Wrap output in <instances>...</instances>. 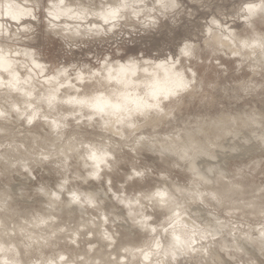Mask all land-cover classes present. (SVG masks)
Listing matches in <instances>:
<instances>
[{"label": "rangeland", "instance_id": "obj_1", "mask_svg": "<svg viewBox=\"0 0 264 264\" xmlns=\"http://www.w3.org/2000/svg\"><path fill=\"white\" fill-rule=\"evenodd\" d=\"M4 1L6 0H2L1 4H4ZM81 1L85 5L91 3L90 0H87L89 2L84 0L79 2ZM32 2L33 0L29 6L33 8ZM145 2L150 8L151 0H146ZM176 2L179 7L175 10H169L163 14L159 11L153 13V17H150L154 21L153 23L146 22L143 16L140 18L127 17L119 22L117 28L107 30L98 17L93 16V18L90 15L80 23H73L71 28L76 30V32L72 29H64L65 31L62 29L61 31L64 35L60 29L59 33H57V29L49 27L48 17L44 15L40 7L33 8L36 13L34 20L32 17L12 20L9 18L10 16L4 15L2 21L7 28L4 33L8 38V46L14 45L12 49L20 52L24 48H28L31 51L34 50L33 52L38 50L37 57H40L39 60L43 64L45 63L46 66L60 63L65 66L78 67L81 64H87L89 61L95 62L99 57L105 55H115L117 59L124 57L125 60L129 57H140L147 60H156L159 57L162 60L164 54L172 57L173 52H178V46H181L189 38H191V42L198 43V49L194 59L184 61V64L190 67L191 71L193 70L192 72H196V86L185 92L186 94L183 93L178 103L171 104L174 109L171 105L167 107V111L166 108L164 109L166 113L171 111V115H167L168 117L166 116V118L163 117L166 120L162 117L163 120L160 117H152V119L150 117L145 120L142 118L139 122L141 128L135 130V138L144 137V139L138 142H135L136 139L130 135V130L126 129L123 136L109 133L106 135L109 137L114 136L106 139L102 123H98L96 120H87L86 114L83 116L79 115L78 112L81 110L75 108L74 111V105L62 104L61 106L55 105L53 108H49L46 103L39 100L40 102L30 107L29 103L27 105L22 100L14 99L15 103L19 104L16 106L13 98L11 97L10 99L8 97L7 99L6 91L0 89V107L5 112L8 110L4 116L5 118L0 117V125H4L6 122L5 126L11 129L9 131L6 128L7 130L0 132V166L1 168L3 166V171L0 169V225L4 229L0 240L7 247L4 250H0V264L5 260L8 261V264H155V262H157L156 264H163L161 261L167 260L165 256L166 246L164 245H167L166 242L169 239L164 236V233H161V226L167 224L168 216H171L172 213L169 212L165 215L164 210L153 208L142 198L140 203L137 204L133 196H138L139 194L133 193L127 186L121 188V185L124 184V180L121 177L124 176L126 169L133 165H146L151 170L150 180L153 183L160 184L161 181L166 180L165 187L169 185L172 187H185L188 191H197L204 194L195 199L186 195H177L176 203L179 204V207H176V211L180 212L181 218L185 216L193 225H197L193 227L196 237L199 238H197L198 242L194 243L195 248L200 249L201 245H203L207 251L203 253L197 251L195 254L189 253L179 257V259L185 260L186 264H264V244H262L260 238V233L264 230V145L262 144L264 143V121H262L264 120V59H262L264 56H261L258 51L255 54L248 50L236 53V49L234 50L236 46L227 40V42H223L221 31L212 24V21L216 20L219 25L222 24L220 26L221 29L239 33L243 29L244 23L240 17L235 16L239 6L238 0H176ZM92 18L93 21H96L92 22ZM85 21L87 24H85ZM96 22L98 25L93 24ZM88 23L89 26L95 25L96 28H99V31L95 32L96 28L92 29V27L88 26ZM24 25L27 28H25L26 30L23 28V31L22 26L25 27ZM75 25L76 27H74ZM8 29L13 36H10V32L7 33ZM86 29L89 31H86ZM79 30L81 33H78ZM219 36L222 40L219 39ZM244 52H248L247 55ZM249 53L250 56L248 55ZM257 55H259L258 57L261 60ZM121 62L124 61L122 60ZM25 64L27 66L23 65L21 67L22 70L25 69L21 71L22 74L26 76L27 73H31L35 82L37 80L38 82L36 83H39L37 84L38 88L40 86L39 90L47 92L50 84L45 82L46 80L43 76L46 75L47 71L44 73L38 72L37 77H35L36 75L28 67V63ZM70 81L73 84H77L75 80L70 79ZM65 84L67 85L59 90L61 97L63 99L64 97L66 98L64 100H67L71 95L74 96L73 93L79 95L75 89L81 88L80 85L77 84L74 89L70 88L69 85L71 84L68 85L67 82ZM66 89L71 90L68 91ZM46 92L45 96L48 95V92ZM17 101H22L24 105ZM59 106L63 108L62 111ZM42 107L45 109L42 110ZM19 108L21 112L20 110L18 112L15 110ZM35 108L40 110H34ZM9 110L10 112L12 111L11 114L13 115H9ZM71 111H74L75 114L71 113ZM33 112H36L37 116L29 124L26 117ZM54 113L55 116L53 115ZM61 114L63 115L61 116ZM250 114L251 116H249ZM47 116L54 119H47ZM220 116L226 119L224 124L226 130L222 136L215 132L218 128H211V124L222 118ZM246 116L247 118L250 117L247 120L250 123L249 125L245 122ZM230 119L233 121L231 122ZM53 120L61 125L59 129L56 128L55 130L52 124ZM250 120L251 122H249ZM240 122H242V129L239 128L241 127ZM259 122L262 123V126H260L261 123ZM140 123H143L142 126ZM153 124L157 125L153 126ZM257 124L259 126H256ZM52 126L54 130L53 128L51 129ZM201 126L202 129L207 127L211 131L208 132L207 128H204V133L207 130L206 133L213 136V141L212 138L207 139L208 141L205 140L210 144L208 148L212 149L211 151H214L215 154L217 153V156L222 153V156L220 157L219 155V158L217 156L213 158L210 155L201 154L197 158L200 157L199 159L204 165L197 159L199 161L198 164L205 166V163L212 158L210 161H215L217 165L222 160V163L220 162L221 165L218 163L216 166L212 163L214 168L219 166L217 168L219 171L221 166V168H226V173L230 172V175L224 173L227 175L226 177L223 174V180L225 179L229 183L236 182L234 184V186L236 185L235 189L231 192L223 193L222 189L218 188L221 182H217L218 178L212 183L213 186L211 183L210 185L204 184L199 178L193 176L192 172L186 167V163L184 164L185 160L178 161L180 159L175 154L173 156L169 151L171 147H173L171 149L175 150L174 148H177V145L182 147H178L179 150L177 148L176 151L183 149L185 141H189L187 135L184 137L186 133H195L198 138H201L199 134L200 131L202 132V129L200 130ZM63 127L64 129H62ZM260 128L263 130H259ZM25 129L30 130L32 133L35 132L36 135L40 133L41 137L37 138L39 143L33 139L25 141L27 140L24 138ZM195 129L196 131H194ZM60 130H63V132ZM252 130L253 133L251 134ZM6 131L9 133H6ZM214 132L218 137H216ZM254 132L259 133V136L261 135V140L258 139V134L256 133L255 135ZM180 134L181 136L183 135L184 139L181 138ZM248 136L250 137L248 138ZM251 136H254L253 139ZM46 137H48V140ZM113 138L115 144H117V151L113 149V153H116L113 155L115 158L113 157L114 163H112V167L110 169L104 167L105 174L100 176V179L90 177L88 174L92 170L82 162L83 155L87 156L85 145L90 144L101 147L105 144L104 142H108ZM176 138L179 139L178 143H183L184 145L178 144ZM140 141H146L145 143L148 146L140 145V149L138 146ZM168 141L171 146H168ZM18 143L20 146L27 143L26 146L32 149L30 148L27 151L21 150V148L18 149ZM45 144L46 146H44ZM75 144L79 147L78 150L76 149L78 152L75 151L71 156L66 155L65 152L69 153L71 151L69 149L71 148L70 146L73 147ZM119 144H121L120 147ZM159 145L163 146L160 147ZM61 146L64 147L62 148ZM66 147L67 149H65ZM156 147L160 148L161 152ZM58 148L59 151L57 150ZM162 148H164L163 150L166 153L162 151ZM245 148L247 149L244 150ZM28 151L30 154L27 153ZM78 154H81V156H78ZM217 159L220 160L217 162ZM3 161L8 164L5 165L9 170L6 167L5 171ZM110 162L112 161L110 160ZM218 170L213 173L216 175L215 177H220L218 176ZM113 178L116 181L115 186H109L107 180ZM64 182L63 188L61 185ZM118 189L120 190L118 191ZM57 190H61L62 197L60 196V199L62 198V200L58 199L57 196L55 197ZM46 191L51 192V195ZM73 191L77 192L78 195L92 193L94 205L84 202L85 211L72 209V205H76L75 202H70ZM45 193L47 196L44 195ZM6 196H9V199ZM222 196L223 198H221ZM53 197L59 200L56 203L57 205L54 203L51 205ZM82 200H84L83 196ZM6 202L11 203L8 206ZM187 215L188 217H186ZM146 216H151V219L145 220L144 217ZM221 220L222 222L227 221V223L221 226L218 224ZM153 221L156 222L153 223ZM140 222L147 225V228L141 229ZM153 227L157 228L156 233H152L149 230ZM224 227L227 229H224ZM188 232L185 231L184 235L190 237L191 233L189 234ZM206 232H210L211 235H205ZM154 236L157 240L163 236L161 239L162 241L165 240L159 250H156L152 243ZM202 236L204 237L203 239L200 238ZM128 248H131V250ZM147 250L153 251L154 254L151 255L149 260L147 259L148 261H145L142 252ZM61 257L64 259L61 260ZM154 258L159 260H154Z\"/></svg>", "mask_w": 264, "mask_h": 264}, {"label": "snow or ice", "instance_id": "obj_2", "mask_svg": "<svg viewBox=\"0 0 264 264\" xmlns=\"http://www.w3.org/2000/svg\"><path fill=\"white\" fill-rule=\"evenodd\" d=\"M238 5L235 16L240 17L244 23V27L239 33L221 29L216 20H213L212 24L221 31L224 40L230 41L236 46V53L248 50L255 54L258 51L261 56H264V0H238ZM8 7L10 18L17 20L19 16L11 11L14 6L8 5ZM35 7H40L44 15L49 18L50 28L56 27L55 21L59 20L62 15L81 21L92 15L98 17L107 30H113L117 28L122 19L127 17L140 18L143 16L146 22L153 23L154 21L150 19L153 13L159 11L163 14L169 10H175L179 5L176 0H151L150 8L145 0H113L110 3H105L104 0L96 3L93 0L87 5L78 2V0H38V4L33 5V8ZM45 9L46 11H44ZM24 14L31 16L33 20L36 18L32 11H27ZM91 27L96 28L95 25H91ZM96 31H99V28H96ZM197 49L198 43L191 42V38H189L181 46H178V52H173L172 57L164 54L162 60L159 57L156 60H145L140 57H129L125 60L124 57L117 59L115 55H105L99 57L95 62L89 61L78 67L65 66L60 63L47 66L39 64L36 60L38 53L36 50L32 53V65L42 72L45 68L47 69L45 82L50 84V88L48 95L41 96L40 100L47 103L49 108H53L56 104L74 105L73 110L79 108L81 110L79 115L86 114L89 121L96 120L98 123H102L105 129L114 128L115 134H120L121 129L130 130V135L135 137V129L142 118L169 115L164 109L173 103H178L183 93L195 87L196 73L192 72L191 68L184 64V61L194 59ZM19 55L18 51H14L8 46L4 25L0 24V85L7 87L10 91L20 90L18 85L21 80L16 68L18 61L15 60V57ZM122 60L124 62H121ZM149 68H152L151 72ZM70 79L81 85V88L76 89L79 95L67 100L61 99L59 90L65 87V82ZM24 82L26 83L27 80ZM70 86L75 87V85ZM26 94L31 95L30 92ZM15 110L19 111V109ZM5 115L6 113L0 111V117ZM36 116V112L28 115V123H32ZM52 124L57 129L61 127L55 120L52 121ZM143 139L144 137H138L135 142ZM85 148L87 150L86 159L93 161V171L88 175L100 179L101 165L110 169L114 158L102 146L85 145ZM190 171L194 177L199 176L201 181L208 182L199 175L198 169L193 167ZM150 176L151 170L146 165H133L126 169L124 176L121 177L124 180L121 188L127 186L133 193H138V196H133L137 204L142 198L153 208L164 210L165 215L169 212L172 213L171 216H168L167 224L161 226V233L168 234L170 228L173 230L170 233L171 240L168 242L166 250V264H186V261L179 257L192 252H204L206 249L203 245L200 249H196L191 237L181 240L180 236L175 235L176 225L182 219L180 212L176 211V207H179V204L176 203L177 195H186L195 199L204 194L188 191L185 187H165L166 180L156 184L150 180ZM115 182V178L107 180L109 186H115ZM82 196L85 203L94 205L92 193L78 195L73 191L70 202L80 203ZM144 219L148 220L151 217H144ZM155 222L153 221V223ZM140 226L147 228L145 224ZM181 226L187 228L186 224ZM149 230L152 233L157 232L156 228ZM193 235H195V229ZM205 235H211V233L206 232ZM260 238L264 244V230L261 231ZM152 243L157 249L162 247L155 236ZM2 264H8V261L5 260Z\"/></svg>", "mask_w": 264, "mask_h": 264}, {"label": "bare ground", "instance_id": "obj_3", "mask_svg": "<svg viewBox=\"0 0 264 264\" xmlns=\"http://www.w3.org/2000/svg\"><path fill=\"white\" fill-rule=\"evenodd\" d=\"M1 1L2 0H0V24H2V25H4V23H3V21H2V19L4 18V15H8L9 16V11H10V9H9V7H8V5H13L14 7L11 9V11H13V12H15L18 16H19V18H18V20L20 19H22V18H25V17H31V16H28V15H26V14H24L25 12H27V11H32L33 12V15L35 16L36 15V13L33 11V8L31 7V6H29L30 5V2L32 1V0H6V1H4L5 3L4 4H1ZM24 1V2H23ZM80 0H78V2H79ZM84 1H86V2H89V1H87V0H84ZM146 1V0H145ZM82 3H84L83 1H81ZM90 2H93V0H90ZM95 2L96 3H99L100 2V0L98 1H96L95 0ZM104 2L105 3H110V2H113V0H104ZM34 3H36V5H37V3H38V0H33V2H32V4L34 5ZM85 4V3H84ZM87 4V3H86ZM149 7V6H148ZM39 9V8H38ZM98 10V9H97ZM90 16V15H89ZM7 17V16H6ZM5 17V18H6ZM36 17V16H35ZM91 17H93V16H91ZM153 17V16H152ZM10 18V17H9ZM94 18V17H93ZM93 18H92V22H95V21H93ZM96 19V18H95ZM99 19V18H98ZM86 20V19H85ZM91 20V19H90ZM48 21H49V18H48ZM75 22H78V23H80V22H82V21H80V20H73V19H69L68 17H66V16H61L60 17V19L59 20H57V21H55V23H56V27H55V29H57L56 30V32L57 33H59V29H60V31L63 29H72L71 28V26L73 25V23L74 24H76ZM86 22V21H85ZM98 22V21H97ZM97 22L96 23H93V24H96V25H98L97 24ZM29 23V22H28ZM77 23V24H78ZM102 23V22H101ZM82 24V23H81ZM85 24H87V22L85 23ZM84 24V25H85ZM90 24H92V23H90ZM27 25V24H26ZM79 25V24H78ZM25 26V25H24ZM88 26H89V23H88ZM220 26H222V24L220 25ZM5 27V26H4ZM30 27V26H29ZM32 27V26H31ZM74 27H76V25L74 26ZM82 27V26H81ZM86 27H87V25H86ZM89 27H91V26H89ZM23 28L25 29V28H27V26H25V27H23L22 26V30H23ZM88 28V27H87ZM105 29H106V27H104ZM7 28L5 27V29L4 30H6ZM52 29V28H51ZM55 29H53V30H55ZM77 29V28H76ZM93 29V28H92ZM210 29V28H209ZM21 30V31H22ZM26 30V29H25ZM29 30V29H28ZM68 30V31H69ZM73 31H75L76 32V30H74V29H72ZM85 30V29H84ZM8 32L7 33H9L10 34V36H13V34L11 33V31H9V29L7 30ZM16 31V30H15ZM21 31H20V33H21ZM24 31V30H23ZM65 31V30H64ZM86 31H89L88 29H86ZM72 32V31H71ZM70 32V33H71ZM81 33V31L79 30L78 31V33ZM84 32V31H83ZM95 32H97L96 30H95ZM15 33V32H14ZM61 33H63L62 31H61ZM69 33V32H68ZM85 33V32H84ZM83 33V34H84ZM15 34H17V33H15ZM22 34V33H21ZM73 34V33H72ZM214 34V33H213ZM63 35H64V33H63ZM65 35H67V34H65ZM70 35V34H69ZM211 36V35H210ZM15 37V36H14ZM214 39V38H213ZM219 39L220 40H222L221 38H220V36H219ZM214 41V40H213ZM227 42L226 40H223V42ZM223 42H221V44L223 43ZM230 42V41H229ZM227 44V43H226ZM230 44V43H229ZM218 45V44H217ZM223 45H224V43H223ZM234 45V44H233ZM14 46V45H13ZM12 45H11V48L13 47ZM214 46V45H213ZM226 46H229V45H226ZM232 46V45H231ZM235 46V45H234ZM223 47V46H222ZM23 48V47H22ZM233 48V47H232ZM231 48V49H232ZM236 49V47L234 48V50ZM14 51H18V50H14ZM34 51V50H33ZM33 51H31L30 49H28V48H24V50H22V52H20V51H18L19 53H20V55L18 56V57H15V60L16 61H18V63H17V65H16V68H17V71H18V73H19V76H20V80H21V83L18 85V87H19V91H10L7 87H4V86H2V85H0V89L3 91V90H5L6 91V93H7V97H6V95H5V97L8 99V97L11 99V97L13 98V101H14V103H15V100L14 99H19V100H22L24 103H27V105H28V103L30 104V107H32L31 105H33V104H36L37 102H40L39 100H40V97L41 96H45V92L43 91H40L39 90V88H40V86H39V88H38V85L37 84H39V83H36V82H38L37 80H36V82H35V79H34V77H33V75L31 74V73H27V75L25 76V75H23L22 74V72L21 71H24V70H22V66L23 65H26L25 63H28V67H30V69H31V71L34 73V75H36L35 77H37V75H38V72H42L39 68H35V67H33V65H31L32 64V59H33V57H32V53H33ZM232 52H235V51H232ZM241 52V51H240ZM25 53H28V55H25ZM243 53V52H242ZM244 53H246V52H244ZM248 53V52H247ZM247 53H246V55H247ZM258 54V53H257ZM249 56H250V53L248 54ZM248 56V57H249ZM259 55H257V57H258ZM256 57V58H257ZM24 58V59H23ZM25 58H26V60H25ZM39 58L40 57H37L36 56V60H37V62L39 63V64H43L42 62H41V60H39ZM259 58V57H258ZM262 58V57H261ZM260 59V58H259ZM262 59H264V58H262ZM145 60H147V59H145ZM149 60V59H148ZM151 60V59H150ZM261 60V59H260ZM156 62H159V61H156ZM263 62V61H262ZM251 63V62H250ZM264 63V62H263ZM43 65H45V63L43 64ZM27 66V65H26ZM25 68V67H24ZM30 69H29V71H30ZM27 70V69H26ZM256 70V69H255ZM45 71H47L46 70V68H45V70H44V72ZM149 71L151 72L152 71V68H149ZM193 71V70H192ZM44 72H42V73H44ZM196 73V72H195ZM25 74H26V72H25ZM41 74V73H40ZM42 75V74H41ZM40 75V76H41ZM44 76V78H45V80L47 79V76L46 75H43ZM7 77L5 76V79H6ZM25 80H27V82L25 83L24 81ZM74 81V80H73ZM198 82V81H197ZM200 82V81H199ZM202 82V81H201ZM67 83H68V85L69 84H71V85H75V88L77 87V84H73L72 83V81H67ZM198 84V83H197ZM200 84V83H199ZM44 85V84H43ZM65 85H67V84H65ZM79 85V84H78ZM70 86V85H69ZM69 86H67V87H69ZM81 86V85H80ZM196 86V85H195ZM72 86H70V88H71ZM198 87V86H197ZM43 88V87H42ZM72 88H74V87H72ZM74 88V89H75ZM78 88H80V87H78ZM48 89V88H47ZM46 89V90H47ZM49 90V89H48ZM60 90H61V88H60ZM65 90V89H64ZM66 90H68V89H66ZM69 90H71V89H69ZM68 90V91H69ZM4 91V92H5ZM40 91V92H39ZM75 91H76V89H75ZM31 93V95L29 96V95H27L26 93ZM48 92V91H47ZM46 92V93H47ZM62 92H64L63 90H62ZM191 92V91H190ZM67 94V93H66ZM65 94V95H66ZM186 94V93H185ZM194 94V93H193ZM192 94V95H193ZM4 95V94H3ZM67 95H71V94H67ZM73 95L74 96H78L77 94L75 95L74 93H73ZM183 95V94H182ZM47 96V95H46ZM59 96H60V98L61 99H63L62 97H61V95L59 94ZM74 96H69L68 97V99L69 98H71V97H74ZM1 98V97H0ZM4 98V97H3ZM5 98V99H6ZM182 98V97H181ZM64 99H66L65 97H64ZM1 100V99H0ZM3 100V99H2ZM12 101V102H13ZM22 101H17V102H20V103H22ZM5 102H7V101H5ZM11 102V103H12ZM8 103V102H7ZM1 104V103H0ZM23 104V103H22ZM4 105H6V104H4ZM10 105V104H9ZM15 105L16 106H18L19 104H16L15 103ZM24 105V104H23ZM46 105H48L47 103H46ZM56 105H62V104H56ZM2 106V105H1ZM12 106V105H11ZM10 106V107H11ZM43 106V105H42ZM60 106H59V108H60ZM172 106V105H171ZM5 107V106H4ZM14 107V106H13ZM24 107V106H23ZM57 107V106H56ZM170 107V106H169ZM6 108V107H5ZM14 108H16V107H14ZM39 108H40V106H39ZM39 108H37V109H39ZM58 108V109H59ZM172 108L174 109V106H172ZM3 109V108H2ZM1 109V107H0V110L2 111V112H5V111H3ZM8 109H9V106H8ZM29 109V108H28ZM27 109V110H28ZM36 108L34 109V110H37ZM45 109V108H44ZM43 109V107H42V110H44ZM61 109V111H62V109L63 108H60ZM59 109V110H60ZM70 109V108H69ZM11 110V109H10ZM10 110H9V112H10ZM19 110H20V112H21V109L19 108ZM31 110V109H30ZM34 110H32V111H34ZM40 110V109H39ZM41 110V111H42ZM59 110H57V111H59ZM66 110V109H65ZM80 110V109H79ZM8 111V110H7ZM6 111V112H7ZM12 111H13V109H12ZM11 111V112H12ZM23 111H25V110H23ZM75 111V110H74ZM74 111H71V113H74L75 114V112ZM166 111H167V108H166ZM180 111V110H179ZM5 112V113H6ZM11 112H10V114L9 115H13V114H11ZM15 112V111H14ZM26 112V111H25ZM37 112V111H36ZM46 112V111H45ZM49 112V111H48ZM47 112V113H48ZM60 112V111H59ZM68 112V111H67ZM170 112L171 111H169V115H171L170 114ZM253 112V111H252ZM255 112H257V111H255ZM24 113V112H23ZM22 113V114H23ZM30 113V112H29ZM40 113V112H39ZM44 113V112H43ZM50 113H52V112H50ZM78 113H80V111L78 112ZM77 113V114H78ZM228 113V112H227ZM250 113V112H249ZM27 114V113H26ZM19 115V114H18ZM17 115V116H18ZM30 115V114H29ZM54 116H55V113L53 114ZM63 114H61V116H62ZM65 116H66V114H64ZM73 115V114H72ZM237 115V114H236ZM240 115V114H239ZM238 115V116H239ZM244 115V114H243ZM246 115H248L247 113H246ZM255 115V114H254ZM260 115V114H259ZM57 116V115H56ZM64 116V117H65ZM75 116V115H74ZM81 116H83V115H81ZM80 116V117H81ZM174 116V115H173ZM234 116V115H233ZM245 116V115H244ZM249 116H251V114L249 115ZM8 117H10V116H8ZM68 117V116H67ZM168 117V116H167ZM220 117H222V116H220ZM225 117H226V115H225ZM230 117V116H229ZM236 117V116H235ZM234 117V118H235ZM259 117V116H258ZM258 117H257V119H258ZM263 117V116H262ZM5 118V117H4ZM3 118V119H4ZM19 118H21V117H19ZM27 118V117H26ZM41 118V117H40ZM43 118H45V117H43ZM50 118V117H49ZM48 118V116H47V119H49ZM53 118V117H52ZM52 118H50V119H52ZM150 118V117H149ZM158 118V117H157ZM161 118V117H160ZM163 118V117H162ZM161 118V119H162ZM165 118H166V116H165ZM165 118H163V119H165ZM238 118V117H237ZM240 118H241V116H240ZM246 118H247V116H246ZM1 119V118H0ZM10 119V118H9ZM54 119V118H53ZM151 119H152V117H151ZM155 119V118H154ZM162 119V120H163ZM204 119V118H203ZM226 119H227V117H226ZM226 119H224L223 117L222 118H220V119H218V120H216L215 122H214V124H211V128L213 129V127L214 128H218L217 130H215V132L217 133V134H219V135H223V134H225V130H226V128L224 127V124H225V121H226ZM242 119H244V118H242ZM250 119V117L249 118H247L246 120H245V122H247L248 123V121L247 120H249ZM55 120H57V119H55ZM88 120V119H87ZM87 120H86V123H87ZM145 120V119H144ZM144 120H143V122H144ZM150 120V119H149ZM158 121H159V119H157ZM166 120V119H165ZM212 120V119H211ZM235 120H236V118H235ZM238 120V119H237ZM256 120V119H255ZM260 120V119H259ZM10 121V120H9ZM25 121V120H24ZM51 121V120H50ZM58 121V120H57ZM65 121V120H64ZM64 121H61V122H64ZM67 121V120H66ZM94 121V120H93ZM141 121V120H140ZM155 121V120H154ZM184 121V120H183ZM203 121V120H202ZM230 121H231V119H230ZM233 121V120H232ZM231 121V122H232ZM261 121V120H260ZM262 121H264V120H262ZM14 122V121H13ZM44 122V121H43ZM48 122V121H47ZM47 122H46V124H47ZM58 122H60V121H58ZM96 122V121H95ZM151 122V121H150ZM161 122V121H160ZM159 122V123H160ZM163 122V121H162ZM196 122H197V120H196ZM249 122H251V120L249 121ZM255 122V121H254ZM253 122V123H254ZM1 123H2V121H1ZM85 123V122H84ZM89 123V122H88ZM93 123V122H92ZM227 123V122H226ZM235 123V122H234ZM237 123V122H236ZM241 123V127H239V128H241L242 129V122H240ZM244 123V122H243ZM257 123H258V120H257ZM259 123H261V122H259ZM18 124V123H17ZM48 124H50L49 122H48ZM61 124H63V123H61ZM141 124V123H140ZM143 124V123H142ZM142 124H141V126H142ZM155 124V123H154ZM153 124V126H156V125H154ZM202 124V123H201ZM200 124V125H201ZM204 124H206V123H204ZM231 124V123H230ZM239 124V123H238ZM237 124V125H238ZM246 124V123H245ZM250 123H248V125H249ZM255 124V123H254ZM6 125V122H5V124L4 125H0V132H2V131H5V130H7L8 129V127L7 126H5ZM146 125H147V122H146ZM101 126V125H100ZM159 126V125H158ZM157 126V127H158ZM251 126H254V125H251ZM256 126H259L258 124L256 125ZM260 126H262V123H261V125ZM263 126H264V124H263ZM102 127V126H101ZM148 127V126H147ZM200 127V126H199ZM198 127V128H199ZM204 127V126H203ZM246 127V129L248 128L247 127V125L245 126ZM7 128V129H6ZM53 128V126L51 127V129ZM103 128V130H105V131H103L104 132V134H105V137H106V139L107 138H112V137H109L108 135H106V134H109V133H115V129L113 128V129H105L104 127H102ZM139 128H141L140 126H139V124H138V127L136 128V129H139ZM143 128V127H142ZM154 128V127H153ZM205 128V127H204ZM203 128V129H204ZM207 128V127H206ZM205 128V129H206ZM231 128V127H230ZM250 128H252V127H250ZM255 128V127H254ZM258 128V127H257ZM264 128V127H263ZM62 129H64V127L62 128ZM135 129V130H136ZM192 129V128H191ZM202 129V126H201V128H200V130ZM203 129H202V132L200 131L199 132V134L201 135V138L199 137L198 138V136H197V134H195L194 132V134H191V133H189V134H184V137H185V135H187L188 136V139H189V141H187L186 139V141H185V145L183 144V143H178L177 141L179 140V139H177L176 140V142L178 143V144H180V145H184V147H183V149L182 150H180V151H178L179 150V148L178 147H182V146H179V145H177V143H175V145H177L178 147V150L176 151V147L174 148L175 150H173V149H171V148H173V147H171L170 148V152H171V154L173 155V154H175V156H177V158H179L180 160H178V161H183V160H185L186 162H184V164L186 163V167L190 170L191 168H196V169H198L199 170V175L200 176H203L204 178H205V180H207L208 182L207 183H204V184H208V185H210V183H211V185H212V183L213 182H215L216 181V179H217V182H220L219 184H220V187H218L220 190L222 189V191H223V193H228V192H231V191H233L234 189H235V186H234V184L236 183H229V181L227 182L225 179L223 180V176L225 175V177L227 176L226 174H228V175H230L229 173L230 172H227L226 173V168H221V166H220V171L217 169L218 167H216L217 165H218V163H220L221 161H219L218 162V160H220V159H217L216 161L218 162H216L217 163V165L215 164V161H212L216 166H215V168H216V170H215V168H214V164L210 161V160H212V158H210V160H209V162L207 161L206 163H205V166H201L203 163L200 161V157L199 158H197L199 155H201V154H205V155H210L211 157H215V156H217L215 153H214V151L212 152L209 148H208V145H210V144H208L207 143V141L210 139V138H212V141H213V136L211 137L210 136V134L208 133H206V131L208 130V128H207V130L205 131V133L203 132ZM9 131L11 130V129H8ZM17 130V129H16ZM26 130V129H25ZM50 130V129H49ZM53 130H54V128H53ZM55 130H56V128H55ZM102 130V129H101ZM156 130V129H155ZM178 130V129H177ZM198 130V129H197ZM254 130V129H253ZM253 130H252V132H251V134L253 133ZM259 130H261V128L259 129ZM263 130V129H262ZM261 130V131H262ZM60 131H62L63 132V130H60ZM59 131V132H60ZM181 131V130H180ZM194 131H196V129L194 130ZM243 131V130H242ZM256 131H257V129H256ZM261 131H260V133H261ZM8 131H6V133H7ZM21 132V131H20ZM49 132V131H48ZM54 132V131H53ZM156 132V131H155ZM189 132H190V130H189ZM208 132H211L210 130H208ZM214 132V133H215ZM9 133V132H8ZM17 133V132H16ZM38 133V132H37ZM157 133V132H156ZM202 133H203V135H202ZM212 133H213V131H212ZM215 133V134H216ZM244 133V132H243ZM242 133V134H243ZM255 133V132H254ZM257 133V132H256ZM256 133H255V135H256ZM40 134V133H39ZM39 134H35V132L34 133H32L30 130H26V133H25V137L24 138H26L27 140H25V141H30V139H33L35 142H37V143H39L38 142V140H37V138L38 137H41ZM62 134V133H61ZM125 134V129H121V132H120V134H118V135H120V136H123ZM178 134V133H177ZM217 134H216V137H218L217 136ZM227 134H229V133H227ZM236 134V133H235ZM258 134V139H260V136H259V133H257ZM7 135V134H6ZM13 135V134H12ZM20 135V134H19ZM48 135V134H47ZM47 135H45V136H47ZM75 135V134H74ZM127 135V134H126ZM214 135V134H213ZM244 135V134H243ZM11 136V135H10ZM14 136V135H13ZM49 136V135H48ZM53 136V135H52ZM79 136V135H78ZM77 136V137H78ZM150 136V135H149ZM162 136V135H161ZM166 136V135H165ZM180 136H181V134H180ZM183 136V135H182ZM181 136V138H183ZM225 136V135H224ZM227 136V135H226ZM231 136H233V135H231ZM235 136V135H234ZM247 136V135H246ZM2 137V136H1ZM12 137V136H11ZM72 137V136H71ZM103 137V136H102ZM137 137V136H136ZM196 137V138H195ZM215 137V136H214ZM250 136H248V138H249ZM252 137V136H251ZM254 137V136H253ZM253 137H252V139H253ZM264 137V136H263ZM47 138V140H48V137H46ZM45 138V139H46ZM56 138V137H55ZM132 138V137H131ZM135 138V137H134ZM161 138V137H160ZM180 138V139H181ZM191 138H192V141H191ZM194 138V139H193ZM222 138V137H221ZM225 138V137H224ZM12 139V138H11ZM15 139V138H14ZM42 139V138H41ZM44 139V140H45ZM51 139V138H50ZM79 139V138H78ZM136 139V138H135ZM184 139V138H183ZM182 139V140H183ZM208 139V140H207ZM247 139V138H246ZM246 139H245V141H246ZM251 139V138H250ZM251 139V140H252ZM257 139V140H258ZM58 140V139H57ZM75 140H77V139H75ZM131 140V139H130ZM205 140H207V141H205ZM240 140V139H239ZM254 140H256V139H254ZM261 140V139H260ZM11 141V140H10ZM32 141V140H31ZM40 141V140H39ZM125 141V140H124ZM148 141V140H147ZM163 142H165L164 140H162ZM169 141H171V140H169ZM169 141L167 142V144L169 143ZM250 141V140H249ZM6 142V141H5ZM23 142H24V139H23ZM22 141H21V143H23ZM34 142V143H35ZM41 142V141H40ZM43 142V141H42ZM82 142V141H81ZM126 142V141H125ZM146 141H140L139 142V147H140V149H141V146L140 145H147L148 146V144H146L145 143ZM184 142V141H183ZM210 142H211V140H210ZM219 142V141H218ZM230 142V141H229ZM247 143H248V139H247V141H246ZM260 142H262V141H260ZM264 142V141H263ZM20 143V144H21ZM45 143V142H44ZM47 143V142H46ZM88 143V142H87ZM105 144H103L102 145V147H104V148H106L108 151H109V153L111 154V156L112 157H114L113 155L116 153V152H114L113 153V149H116V151H117V144H115V142H114V138L113 139H111V140H109L108 142H104ZM119 143V142H118ZM148 143V142H147ZM152 143V142H151ZM157 143V142H156ZM217 143V142H216ZM15 144V143H14ZM26 144L27 143H24V145H19V143H18V149H20L21 148V150H24V151H27L28 149H30V148H28L27 146H26ZM102 144V143H101ZM123 144V143H122ZM128 144V143H127ZM135 144V143H134ZM158 144H161V143H158ZM166 144V145H167ZM211 144H213V143H211ZM260 144V143H259ZM263 145H264V143H262ZM261 144V145H262ZM15 145H17V144H15ZM15 145H13V146H15ZM38 145V144H37ZM66 145V144H65ZM70 145H71V143H70ZM77 144H75L73 147L72 146H70L71 148H69V149H71V153L69 152V153H67V151L65 152L66 153V155H68V156H71V155H73V153L76 151V152H78L77 150L79 149V147L78 146H76ZM90 145V144H89ZM120 145L121 144H119V147H120ZM173 145H174V143H173ZM216 145V144H215ZM214 145V146H215ZM219 145V144H218ZM217 145V146H218ZM20 146V147H19ZM39 146V145H38ZM40 146H41V144H40ZM44 146H46V144L44 145ZM49 146V145H48ZM76 146V147H75ZM97 146V145H96ZM123 146V145H122ZM156 146V145H155ZM160 146V145H159ZM163 146V145H162ZM162 146H160V147H162ZM168 146H171V145H169L168 144ZM216 146V147H217ZM2 147V146H1ZM8 147V146H7ZM24 147V148H23ZM33 147V146H32ZM62 147V146H61ZM64 147V146H63ZM62 147V148H63ZM69 147V146H68ZM98 147V146H97ZM144 147V146H143ZM154 147V146H153ZM164 147H165V145H164ZM211 147V146H210ZM245 147H247V146H245ZM16 148V147H15ZM14 148V149H15ZM157 148V147H156ZM166 148V147H165ZM221 148V147H220ZM219 148V149H220ZM236 148V147H235ZM248 148V147H247ZM247 148H245L244 150H246ZM32 149V148H31ZM48 149H49V147H48ZM61 149V148H60ZM65 149H67V147L65 148ZM77 149V150H76ZM153 149V148H152ZM159 149V151H160V148H157V150ZM164 148H162V151L163 152H165L164 150H163ZM167 149V148H166ZM165 149V150H166ZM8 150V149H7ZM53 150H54V148H53ZM58 151H59V148L57 149ZM63 150V149H62ZM136 150V149H135ZM217 150V149H216ZM234 150H236V149H234ZM243 150V151H244ZM65 151V150H64ZM219 151V150H218ZM5 152H6V150H5ZM19 152V151H18ZM37 152V151H36ZM41 152V151H40ZM161 152V151H160ZM168 152V151H167ZM234 152V151H233ZM23 153H26V152H23ZM27 153H29V151L27 152ZM27 153H26V155H27ZM33 153H35V152H33ZM32 153V154H33ZM60 153V152H59ZM58 153V154H59ZM80 153V152H79ZM166 153V152H165ZM221 153V152H220ZM238 153V152H237ZM244 153V152H243ZM6 154V153H5ZM30 154V153H29ZM35 154H37V153H35ZM54 154V153H53ZM64 154V153H63ZM222 154V153H221ZM221 154H219L220 155V157L222 156ZM224 154V153H223ZM245 154V153H244ZM22 155V154H21ZM45 155V154H44ZM162 155H163V153H162ZM219 155L217 156V158H219ZM238 155V154H237ZM3 156V155H2ZM1 156V157H2ZM5 156V155H4ZM27 156H30V155H27ZM75 156H77V154H75ZM78 156H81V154H78ZM84 157L86 156V155H83ZM170 156V155H169ZM174 156V155H173ZM241 156V155H240ZM7 157V156H6ZM82 158V162L85 164V166H88V167H90V169L93 171V168H92V164H93V161H91V160H88V159H86V158ZM205 157V156H204ZM3 158V157H2ZM5 158V157H4ZM24 158V157H23ZM30 158V157H29ZM28 158V159H29ZM62 158V157H61ZM60 158V159H61ZM67 158H69V157H67ZM71 158H73V157H71ZM76 158V157H75ZM115 158V157H114ZM177 158H175V159H177ZM229 158V157H228ZM236 158V157H235ZM7 159V158H6ZM22 159V158H21ZM25 159V158H24ZM27 159V160H28ZM37 159V158H36ZM63 159V158H62ZM174 159V158H173ZM197 159H199V161L202 163V164H198V160ZM203 159H205V158H203ZM206 159H207V156H206ZM209 159V158H208ZM221 159H223V158H221ZM46 160V159H45ZM54 160V159H53ZM201 160H202V156H201ZM4 162V161H3ZM8 163H9V161H7ZM12 162V161H11ZM36 162V161H35ZM110 163H112V162H110ZM177 163V162H176ZM179 163H181V162H179ZM222 163V162H221ZM221 163H220V165H221ZM2 164V163H1ZM4 164V169L7 167L6 165H8L7 163H3ZM6 164V165H5ZM18 164V163H17ZM32 164H33V162H32ZM41 165V164H40ZM179 165V164H178ZM204 165V164H203ZM12 167V166H11ZM104 165H101V171H100V176H103L105 173H104ZM2 168H3V166H2ZM1 168V166H0V169H2ZM214 168V169H213ZM7 169H8V167H7ZM107 169V168H106ZM105 169V170H106ZM9 170V169H8ZM90 170V171H91ZM218 170V173H219V175L218 176H220V177H215L216 175L215 174H213V173H215V171H217ZM1 171V170H0ZM2 171H3V169H2ZM5 171H6V169H5ZM214 171V172H213ZM224 173H226V174H224ZM224 174V175H223ZM12 175V174H11ZM30 175V174H29ZM165 177V176H164ZM196 178H199V176H197ZM230 179V178H229ZM193 180V179H192ZM194 180H195V178H194ZM232 181V180H231ZM197 182V181H196ZM201 182V181H200ZM203 182V181H202ZM65 185V182L64 183H62V185H61V187H63L64 188V185ZM197 184V183H196ZM198 184H200V183H198ZM216 186H217V184H215ZM237 185H239V184H237ZM170 186V185H169ZM213 186V185H212ZM61 187H60V189H61ZM205 187V186H204ZM63 188H62V190H63ZM194 188V187H193ZM201 188V187H200ZM237 188H238V186H237ZM190 189V188H189ZM219 189H217V190H219ZM11 190V189H10ZM10 190H8V191H10ZM191 190V189H190ZM197 190V189H196ZM216 190V191H217ZM219 190V191H220ZM56 191V190H55ZM61 191V190H60ZM60 191H58L57 190V192L55 193V194H57V195H55L54 194V192H53V194L55 195V197L57 196L58 197V199H60V196H61V193H60ZM80 191V190H79ZM200 191V190H199ZM204 191V190H203ZM214 191V190H213ZM47 192V191H46ZM221 192V191H220ZM2 193V192H1ZM8 193V192H7ZM14 193V192H13ZM47 193H49V192H47ZM51 193V192H50ZM49 193V194H50ZM71 193V192H70ZM77 193V192H76ZM94 193V192H93ZM201 193V192H200ZM211 193V192H210ZM216 193V192H215ZM213 194V193H212ZM220 194H222V193H220ZM230 194H232V193H230ZM44 195H46V193L44 194ZM51 195V194H50ZM225 195V194H224ZM223 195V196H224ZM228 195V194H227ZM47 196V195H46ZM223 196L221 197V198H223ZM6 197H8L7 199H9V196H6ZM48 197H49V195H48ZM48 197H46V198H48ZM62 197V196H61ZM179 197V196H178ZM225 198H226V196H224ZM228 197V196H227ZM203 198V197H202ZM219 198V197H218ZM224 198V199H225ZM6 199V200H7ZM45 199V198H44ZM49 199V198H48ZM55 199V200H54ZM180 199V198H179ZM184 199V198H183ZM201 199V198H200ZM1 200V199H0ZM3 200H5V199H3ZM60 200H62V198L60 199ZM8 201V200H7ZM51 205H53V203L54 204H56L57 203V201H59V200H57L56 198H54L53 197V199H51ZM56 201V202H55ZM68 202V201H67ZM179 202H180V200H179ZM5 203V202H4ZM9 203H11V202H9ZM9 203H7L6 202V204H8V206H9ZM60 203H61V201H60ZM64 203H65V201H64ZM69 203V202H68ZM186 204V203H185ZM57 205V204H56ZM63 205V204H62ZM70 205V204H69ZM84 205H85V203H84V200H82V198H81V202L80 203H76V205L74 204V206L72 205V209H75V210H77V209H79V211L81 210H84ZM3 206H4V204H3ZM6 206V205H5ZM54 207V206H53ZM66 207H68V206H66ZM54 209V208H53ZM62 209V208H61ZM65 209H67V208H65ZM179 209V208H178ZM59 210V209H58ZM74 210V211H75ZM182 210V209H181ZM57 211V210H56ZM67 211H71V210H67ZM85 211V210H84ZM185 211V210H184ZM54 212V211H53ZM62 212V211H61ZM63 213V212H62ZM150 214V213H149ZM151 215V214H150ZM172 215V214H171ZM184 215V214H183ZM57 217V216H56ZM138 217V216H137ZM147 217V216H146ZM151 217V216H150ZM186 217H188V215L186 216ZM190 217V216H189ZM214 217V216H213ZM196 218V217H195ZM2 219H3V217H2ZM217 219V218H216ZM214 220V219H213ZM224 221V220H223ZM0 222H1V219H0ZM194 222V221H193ZM220 223H218L219 225H221V226H224L226 223H227V221L226 222H222V220L221 221H219ZM151 223V222H150ZM197 223V222H196ZM207 223V222H206ZM217 223V222H216ZM215 223V224H216ZM4 224V223H3ZM141 224H143V223H141L140 222V225ZM183 224H186L187 225V228H184V227H182L181 225H183ZM194 224H195V222H194ZM198 224V223H197ZM208 224V223H207ZM212 224V223H211ZM230 224V223H229ZM228 224V225H229ZM196 225V224H195ZM195 225H193V223L190 221V220H188V219H186L185 218V216H184V218H183V216H182V219L180 220V222L176 225V230H175V235H178V236H180V238H181V240H187L189 237H187L186 235H184V232L185 231H189L188 233L190 234L191 233V235H189L191 238H192V241H193V244L195 243V242H198V237H196L197 235L195 234V235H193V227H196ZM205 225V224H204ZM210 225V224H209ZM233 225V224H232ZM239 225V224H238ZM250 225V224H249ZM230 226V225H229ZM200 227V226H199ZM220 227V226H219ZM227 227V226H226ZM240 227V226H239ZM154 228V227H153ZM156 228V227H155ZM198 228V227H197ZM221 228H223V227H221ZM220 228V229H221ZM141 229H142V227H141ZM143 229H146V228H143ZM157 229V228H156ZM211 229V228H210ZM213 229V228H212ZM216 229V228H215ZM219 229V230H220ZM224 229H227V228H225L224 227ZM3 228H2V226L0 225V239H1V236H2V234H3ZM6 230V229H5ZM218 230V231H219ZM142 231V230H141ZM148 231V230H147ZM172 229L170 228L169 229V233L168 234H163L164 236H166V237H168V242L171 240V235H170V233H172ZM214 231V230H213ZM215 231H217V230H215ZM221 231V230H220ZM219 231V232H220ZM160 232V231H159ZM204 232V231H203ZM211 232V231H210ZM150 233V232H149ZM151 234V233H150ZM216 234V233H215ZM225 234V233H224ZM223 235V234H222ZM110 236V235H109ZM112 237V236H111ZM163 236H161V237H159L160 239H158L159 241H160V243H161V245H162V243H163V241H165V240H163L162 241V238ZM226 237H228V236H226ZM198 238V239H197ZM201 238V237H200ZM164 239V238H163ZM225 239V238H224ZM223 239V240H224ZM240 239V238H239ZM258 239H260V238H258ZM202 240V239H201ZM200 240V241H201ZM221 240V239H220ZM222 240V241H223ZM227 240V239H226ZM225 240V241H226ZM224 241V242H225ZM168 242H166V244L167 245H164V246H166L165 247V250H167V248H168ZM203 242V241H202ZM214 242V241H213ZM217 242V241H216ZM220 242V241H219ZM262 242V241H261ZM218 243V242H217ZM228 243V242H227ZM232 243V242H231ZM235 243V242H234ZM241 243V242H240ZM244 244H245V242H244ZM198 245V244H197ZM207 245V244H206ZM153 246V245H152ZM163 246V245H162ZM211 246V245H210ZM225 246H226V244H225ZM224 246V247H225ZM155 247V246H154ZM194 247H195V245H194ZM212 247V246H211ZM227 247V246H226ZM5 248H7L4 244H3V242L0 240V250H4ZM214 248V247H213ZM212 248V249H213ZM245 248V247H244ZM129 250H131V248H128ZM153 249V248H152ZM205 249H206V247H205ZM156 250H159V249H157L156 248ZM156 250H155V252H156ZM208 250V249H207ZM209 250H210V248H209ZM243 250V249H242ZM163 251V250H162ZM162 251H161V253H162ZM214 251H216V250H214ZM159 252V251H158ZM200 252V251H199ZM207 252V251H206ZM212 252V251H211ZM6 253V252H5ZM15 253V252H14ZM143 253V257H145V261H148L149 260V258L151 257V255L152 254H154L153 253V251H143L142 252ZM160 253V254H161ZM201 253V252H200ZM203 253V252H202ZM214 253H217V252H214ZM192 254H195V252H192ZM191 254V255H192ZM211 254V253H210ZM133 255V254H132ZM165 255V254H164ZM204 255V254H203ZM208 255V254H207ZM216 255H219L218 253L216 254ZM155 256V255H154ZM166 256V255H165ZM209 256V255H208ZM5 257V256H4ZM153 257V256H152ZM163 257V256H162ZM167 257V256H166ZM192 257V256H191ZM8 258V257H7ZM219 258V257H218ZM148 259V260H147ZM155 259H158V258H154V260ZM163 259V258H162ZM161 259V260H162ZM187 259V258H186ZM19 260V259H18ZM159 260V259H158ZM160 260V261H161ZM159 261V262H160ZM17 262H19V261H17ZM163 264H166L165 262H166V260L164 261V260H162L161 261ZM221 262V261H220ZM157 262H155V264H156ZM55 264V263H54ZM132 264V263H131ZM134 264V263H133ZM161 264V263H160Z\"/></svg>", "mask_w": 264, "mask_h": 264}]
</instances>
